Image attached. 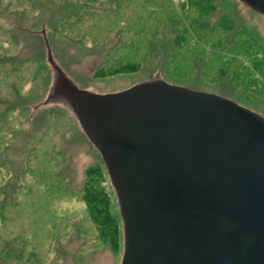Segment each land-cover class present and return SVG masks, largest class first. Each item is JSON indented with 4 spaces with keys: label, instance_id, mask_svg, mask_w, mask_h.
<instances>
[{
    "label": "water",
    "instance_id": "95a60500",
    "mask_svg": "<svg viewBox=\"0 0 264 264\" xmlns=\"http://www.w3.org/2000/svg\"><path fill=\"white\" fill-rule=\"evenodd\" d=\"M48 62L46 104L70 107L115 191L121 264H264L263 116L160 79L95 94Z\"/></svg>",
    "mask_w": 264,
    "mask_h": 264
},
{
    "label": "trees",
    "instance_id": "16d2710c",
    "mask_svg": "<svg viewBox=\"0 0 264 264\" xmlns=\"http://www.w3.org/2000/svg\"><path fill=\"white\" fill-rule=\"evenodd\" d=\"M120 1L0 0L1 195L8 196L12 191L20 192L25 187V181L35 179L34 172L29 168L32 165L30 159L33 154L44 151L43 155L46 157L44 164L48 167L42 169L45 173L40 172V180L48 183L52 199L67 202L75 196L78 200H82L85 213H81L79 223H76L66 236L62 233L53 239L55 244L51 251L54 255H57L53 253L55 247L64 245L62 238L71 239L76 233L85 229L93 232L95 241L107 247L113 256L118 257L123 250V223L121 214L118 216L113 208L114 189L103 162L92 163L86 168L81 188L75 194L70 189V180L60 171L58 144H48L46 139L43 143L39 133L24 129L17 111L20 114L25 113L26 119L32 120L31 124L43 131L44 138L52 130L58 131L57 127L60 126L56 121L61 122V119L54 114L56 109H42L40 111L42 117L40 115L39 120L43 123L39 124V120L32 114L37 110L33 112L31 109L39 103L40 95H33L31 98L22 97L25 96L23 95L25 92L38 89L36 85L41 79L44 80V88L42 86L41 92L46 93L50 84L49 78L47 79L50 75L47 58L43 51L39 50L38 53L22 60L16 59L24 42L45 31L47 44L53 54L56 53L55 43L58 41L75 43L90 51L108 45L105 61L96 69L92 77L95 81L136 78L146 68V63L154 69L160 66L165 74L162 76L163 80L171 85L181 84L180 81L187 80L188 75L191 76L195 69L203 72L211 62L215 63L216 73L219 71L218 74L222 75H225L226 68L234 64L232 63L234 60L239 64L238 66L242 64L241 69H250L255 79L262 74L261 63L253 64L252 61H248V56L244 58L236 51L233 53L228 51L229 42L226 37L235 34L236 26L232 15L219 10V0H143V3L139 2L141 8L132 16L129 15V9L131 12L135 9L133 7L135 0H128L127 5ZM229 1L238 3L235 0ZM94 28L107 29L106 33L108 30L111 32L113 29L120 30L118 35H114L116 42L110 44L109 38L103 39L104 37L99 38L98 35L92 34ZM125 30L129 34L123 36ZM124 38H142L145 47L129 51ZM169 43H171L170 50L165 48ZM120 48L122 51H127L119 52ZM214 55L217 60L208 57ZM182 56H186L190 61V64L185 63L186 69H182L181 66L184 63ZM199 72L197 75H201ZM44 73L47 76L42 78ZM259 80L262 81V77ZM216 93L217 91L214 92ZM223 97L253 111V108L241 99H235L228 94ZM31 105L34 106L30 108ZM45 111H51L52 116L46 117ZM19 141L24 144L31 141L34 143L30 156L24 154V150L23 155H18ZM44 144H46L45 149L41 147ZM57 148L55 156L52 151ZM7 180L11 182L10 185L4 184ZM15 245L17 243L14 241L2 242L0 263L20 264L17 260L21 252L17 248H12ZM52 261L57 263V258L54 256Z\"/></svg>",
    "mask_w": 264,
    "mask_h": 264
},
{
    "label": "rangeland",
    "instance_id": "374dc122",
    "mask_svg": "<svg viewBox=\"0 0 264 264\" xmlns=\"http://www.w3.org/2000/svg\"><path fill=\"white\" fill-rule=\"evenodd\" d=\"M120 2L125 5L128 4V0H121ZM139 2L143 3V0H135L133 2L135 9L132 12L129 9L130 16L135 15L137 9L141 8ZM219 5L220 11H225V13L234 17L236 26L235 34L226 37L229 42V47H227L228 51L230 50V53L236 51L238 54L243 55L244 58L248 56V61H252L253 64L261 63L263 70L262 74H259L258 77H262V81L259 78L255 79V75L250 69H241L242 64L238 66L239 64H236L234 60L232 61L234 64L226 68L227 73L225 72V75L218 74L219 71L216 73L217 71L214 69L215 63L211 62L209 67L205 68L203 72L200 71V73L199 69H195L191 76L188 75L187 77L185 75L187 80L180 81L181 84L175 86L209 94H214L217 91L214 95L221 97L228 94L235 97V99L237 98L247 102V105L253 108V112L264 117V17L252 12L239 3L229 0H219ZM98 29L102 32L100 33ZM119 30L113 29L112 32L108 30V33H106L107 29L94 28L92 34L98 35L99 38L104 37L103 39L109 38L111 44L116 42L114 35H118ZM127 33L126 30L123 31V36L127 35ZM46 37L45 31H43V34L36 35V37L24 42L16 59L22 60L28 58L38 53L39 50L46 54V62L50 75L47 76L44 73L42 74V78L45 76H47V79L49 78L50 84L47 86L48 91L46 93L44 91L41 92L44 88V80L42 81L41 79L40 83L36 85L38 88L36 89L37 91L34 89L26 90L27 92L23 94L25 96L22 97L31 98L33 95H40L42 99L40 98L39 103L36 106H30V108L34 106L31 109L33 112L37 110L36 113H32L34 118L39 120L40 115L42 117V112H40L42 109H56L54 114L61 119V124L57 121L56 124L60 127H57L58 131L52 130L44 138L43 131L38 129L37 126H33L31 124L32 120L26 119L25 113L20 114L19 111L17 113L23 122L25 130H33L39 133V136L43 138V143L45 141L44 139H46L48 140V144H58L57 147L59 146L61 152H59V157L57 156L60 160V171L68 177L70 180V189L77 194L83 183L86 168L92 163H102L103 161L99 152L82 132L70 107L62 102L46 104L53 89L55 78V73L48 62V50H50V47L47 44ZM124 39V43H127L128 47L122 42L120 43L128 48L129 51L145 47V41L142 38ZM107 46L90 51L75 43L58 41L55 43L56 53L53 54L50 51L55 63L78 88L95 94L118 93L145 82L156 79L163 80L162 76H165L164 70L160 66L154 69V67L147 63L146 68L136 78H116L106 81L93 80L94 72L105 61V55L108 51ZM169 46H171V43L165 45V48L170 50ZM125 51L127 50L122 51V48L119 49V52ZM257 56H260V58H257ZM208 57L214 60L218 59L215 55ZM137 58H141V56H137ZM181 59L184 62L181 65L182 69H186L185 63L190 64V61H188L189 58L185 56ZM252 63L251 65H253ZM238 70L241 72H238ZM198 72L201 75H197ZM45 114L46 117L52 116L51 111H45ZM38 123L42 125L43 122L39 120ZM45 146L46 144L41 147L45 149ZM18 147V155H23L22 152L24 150V154L30 156L34 143L31 141L30 143L24 144L19 141ZM56 151H58V148L52 151V153H55V156L57 155ZM43 152L32 155L30 159L32 165L29 168L34 172L35 179L33 181H25L26 184L22 191H15L14 193L12 191L10 194L8 193V196H4L1 195L0 190V246L4 241L16 242L17 245L12 248H17L21 252V256L17 260L20 264H53L54 261L52 259H54V256L57 258V263L54 264H121L124 239H122L123 250L118 257H115L107 247L95 241L96 237L93 232H88L85 229L80 232L78 231L79 233H76L71 239H67V237L65 239L62 238V244L64 245L55 247L53 253L57 255L52 254L51 249L55 244L53 239L57 238L58 235H62V233L66 236L72 227L76 223H79V216H81V213H84V207L82 200H78L75 196L67 202H62L60 199H52L53 196L48 188V183L42 182V179L40 180V172L41 174L45 173L42 169L48 167L44 164L46 157L43 155ZM40 154L43 156H40ZM10 183L7 180L4 184L10 185ZM112 195L114 211L120 216L119 205L114 190Z\"/></svg>",
    "mask_w": 264,
    "mask_h": 264
}]
</instances>
